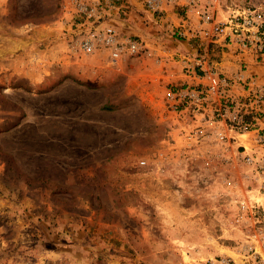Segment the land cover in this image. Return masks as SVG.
<instances>
[{
  "label": "rangeland",
  "instance_id": "1",
  "mask_svg": "<svg viewBox=\"0 0 264 264\" xmlns=\"http://www.w3.org/2000/svg\"><path fill=\"white\" fill-rule=\"evenodd\" d=\"M63 2L0 0V264L239 262L224 191L240 172L214 151L155 167L169 134L159 113L171 70L156 62L165 52L144 34L151 52L121 68L67 53ZM223 2L228 13L264 9ZM135 11L142 25L165 24ZM180 12L165 9L167 22Z\"/></svg>",
  "mask_w": 264,
  "mask_h": 264
},
{
  "label": "built area",
  "instance_id": "2",
  "mask_svg": "<svg viewBox=\"0 0 264 264\" xmlns=\"http://www.w3.org/2000/svg\"><path fill=\"white\" fill-rule=\"evenodd\" d=\"M189 5L196 10L195 22L188 15ZM174 6L181 11L174 13L175 35L191 46L186 52L162 50L165 54L156 59L171 70V80L159 113L169 134L156 154L155 167L174 156L214 151L236 168L240 175L228 180L224 206L242 232L238 250L243 254L239 262L230 257L216 260L264 264V71L257 70L264 64V9L251 6L219 18L208 1L64 0L65 50L121 68L126 58L150 51L127 23L130 15L144 8L151 18L167 23L164 10ZM139 162L146 164L145 159Z\"/></svg>",
  "mask_w": 264,
  "mask_h": 264
},
{
  "label": "crops",
  "instance_id": "3",
  "mask_svg": "<svg viewBox=\"0 0 264 264\" xmlns=\"http://www.w3.org/2000/svg\"><path fill=\"white\" fill-rule=\"evenodd\" d=\"M197 1L210 2L212 4V8L216 17L219 18H221L220 15L224 14L221 12L228 13L229 11L228 9H231V7H229L225 2H223V0H219L217 3H215L214 0H197ZM187 10H188V15L192 18V21L195 22V20L197 19V15L194 6L189 5L187 7ZM145 17L146 16L144 15L141 16L133 12L130 15L129 21L127 23L135 32L142 35V37L145 36L144 34H146L150 40V43L154 48H158L159 50L161 51L163 50L165 52L167 51L168 53H173L175 52L176 49L179 50V48L184 47L183 44H181V42L185 44H189L188 43L189 41L186 38L179 39L180 37L175 35V29L178 19L174 14L170 15L169 22L165 23L164 26H159V27L153 26L152 23H150L149 25H147L148 23L142 25L143 22L142 19H145ZM150 27L157 28V30H155V32L154 31L151 32L150 30H148ZM143 38L146 39L145 37ZM257 70L264 71V64H262V66L260 67H257ZM226 246H231L232 248V243Z\"/></svg>",
  "mask_w": 264,
  "mask_h": 264
}]
</instances>
